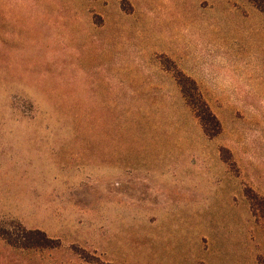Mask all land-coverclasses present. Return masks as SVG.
Masks as SVG:
<instances>
[{"label":"rangeland","instance_id":"rangeland-1","mask_svg":"<svg viewBox=\"0 0 264 264\" xmlns=\"http://www.w3.org/2000/svg\"><path fill=\"white\" fill-rule=\"evenodd\" d=\"M167 60L200 80L217 137ZM103 144L120 146L106 182ZM246 186L264 196V14L250 1L0 0V226L60 241L0 237V264H264Z\"/></svg>","mask_w":264,"mask_h":264},{"label":"trees","instance_id":"trees-1","mask_svg":"<svg viewBox=\"0 0 264 264\" xmlns=\"http://www.w3.org/2000/svg\"><path fill=\"white\" fill-rule=\"evenodd\" d=\"M259 11L264 14V0H248ZM125 8L124 3L122 4ZM132 8L129 9L131 12ZM167 66L168 70L172 71L177 82L181 87L182 93L186 99L187 104L191 107L195 116L199 120L205 135L209 139L217 137L222 132V124L217 115L212 111L207 100L203 97L197 82L180 70L177 65L172 63ZM195 95L196 98H193ZM221 158L227 165L235 171L236 163L233 159L231 151L226 147H221ZM236 172V171H235ZM246 194L250 202L252 214L257 218H264V196L256 192L252 187L246 186ZM258 205L261 206L262 215L257 213ZM0 237L3 238L11 246L21 249H53L60 245L59 239L49 237L44 231L40 229H28L25 227L12 229L10 227L0 226Z\"/></svg>","mask_w":264,"mask_h":264},{"label":"crops","instance_id":"crops-1","mask_svg":"<svg viewBox=\"0 0 264 264\" xmlns=\"http://www.w3.org/2000/svg\"><path fill=\"white\" fill-rule=\"evenodd\" d=\"M191 78H193L196 82H197V84H199V86L201 87V82H200V80L197 78V77H195L194 75H192V76H190ZM178 83V82H177ZM179 85V84H178ZM180 86V85H179ZM180 90H181V87H180ZM203 92H205V90L203 89L202 90ZM181 93H182V90H181ZM206 93V92H205ZM182 95H183V93H182ZM184 96V95H183ZM185 98V97H184ZM186 100V99H185ZM187 103V102H186ZM197 118V117H196ZM199 121V120H198ZM201 125V124H200ZM202 127V126H201ZM84 131V129H82L81 130V132L80 133H78V134H82V132ZM204 132V131H203ZM205 134V133H204ZM207 137V136H206ZM208 138V137H207ZM154 149H157V148H159V146L158 145H156V144H153V146H152ZM221 147H226V148H228L230 151H231V153H232V155H233V159H234V154H233V151H235V150H231L229 147H227V146H221ZM221 147H220V149H221ZM116 148H120V146L119 145H114L113 147L112 146H108L107 147V145H105V144H103L102 146H101V148L99 149V155H98V157H99V159L100 160H102V162L101 163H99L98 164V166H99V175L101 176V177H103V181L104 182H106V174H105V171L103 170L102 172H101V170L102 169H104L105 168V166H107V163H106V161L108 160V161H110V159L111 158H107V152H111V150H113L114 152H116L115 150H116ZM220 156H221V152H220ZM114 159H116V154H114ZM222 159V158H221ZM222 161L227 165V163L222 159ZM234 161H235V159H234ZM110 163L111 162H109L108 163V166H110ZM161 162H159V161H154L153 163H152V165H154L156 168H158L159 166H161V165H158V164H160ZM235 163H236V165H237V162L235 161ZM118 166L119 165H117L115 162H112L111 163V169H112V171H113V173L115 174V175H117V174H120V172L117 170L118 169ZM228 166V165H227ZM100 167H101V169H100ZM229 167V166H228ZM237 168H239L238 166H237ZM127 172H129L130 174H132V169H130V170H127ZM172 178V177H171ZM127 180L129 181V182H133V178H127ZM131 194H132V196H134V197H138V196H141L142 194H143V191L142 190H139V189H137V190H134V189H132V190H130L129 191ZM120 194H122V193H120Z\"/></svg>","mask_w":264,"mask_h":264}]
</instances>
